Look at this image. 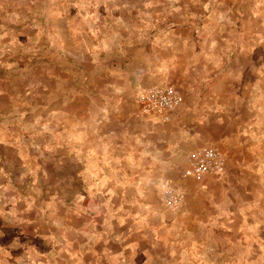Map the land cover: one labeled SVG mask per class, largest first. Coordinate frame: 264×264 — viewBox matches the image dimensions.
I'll return each mask as SVG.
<instances>
[{"label": "rangeland", "instance_id": "obj_1", "mask_svg": "<svg viewBox=\"0 0 264 264\" xmlns=\"http://www.w3.org/2000/svg\"><path fill=\"white\" fill-rule=\"evenodd\" d=\"M123 2L125 0H117V4ZM127 2L128 8L114 11L111 17L103 6L70 9L74 18L77 13L83 16L96 12L101 17L102 27L104 24L112 26L109 34L116 43L104 51L92 34V25H82L79 34L72 38L62 20L46 15L48 0H37L36 4H30L29 0H3V8H0V48L4 49L0 55V167L6 175L0 176V184L8 188L11 195L34 196L31 177L21 182V175L28 169L38 168L40 171L36 174L42 176L62 160L64 169L74 177L73 186H79L86 197L81 206L98 207L102 201L87 197L83 191L85 181L89 175L98 180L107 176L110 189L114 186L115 173L86 170L89 154L104 147L115 151L111 157L122 160L126 150L139 147L147 134L148 126L141 120L116 124V120L123 119L122 112L137 107L143 116L154 114L165 121L175 117L179 128L174 131L176 127L168 125L176 138L169 139L165 147L166 174L164 171L155 173L166 176L169 167L179 168L177 173L169 172L170 177L165 182L183 192V202L172 211L166 203L167 195L157 187L161 177L160 182L146 185L144 178L133 180L138 173L133 172L134 177L128 178L133 181H129L126 189H116L117 197L112 203L116 208L123 204L125 210L133 213L142 211L139 205L159 213L149 219L153 232L159 230V238L151 232L136 234L124 248L113 246L112 250L123 252L125 264H178L179 251L176 258L170 256L174 241L164 243L166 231L177 238L176 227L168 224L173 214L187 209L192 212L210 210L219 215L220 206L227 199L231 204L225 210L235 214L230 223L236 227H228L226 234L214 236L215 241L221 243L217 249H200L204 248L199 245L208 234L198 233L194 237L190 233L194 241L181 244L188 248L191 264H233L235 250L249 246L256 254L251 258L254 261L264 246V217L260 215L264 212V5L258 7V0H216L206 11L190 0H179L176 5L169 4L168 0H157L149 9L144 8L145 0ZM203 2L206 4L208 0ZM174 7L180 11H174ZM142 13L149 19L141 18ZM192 15L196 19H192ZM221 15L226 19L221 21ZM116 20L123 23L115 24ZM171 23L180 31L176 35V64L190 67L188 76H184L183 90L188 91L190 97L198 94L200 100L183 99L176 89L175 107L151 108L145 95L169 90L159 87L153 79L156 74L148 72L154 71L158 60L165 56L156 50V38ZM144 24L150 27L142 32ZM146 74L149 85H155L142 89L139 81ZM123 102L128 105L122 106ZM93 123L99 126L101 136L93 134ZM49 146L54 147L51 153ZM208 151L221 156V169L215 173H198L196 158ZM96 167L101 169L98 164ZM116 179L124 180L121 176ZM230 186L236 195L227 191L225 197ZM138 188L144 193L139 205L124 203L121 194L131 202L137 198ZM39 194L42 199L56 196L71 203L63 186L52 188L42 182ZM103 211L101 209L100 214L90 211L73 219L80 227L94 220L97 230L102 231ZM257 224L255 232L249 231ZM0 225H4L2 219ZM17 236L21 245L40 253L36 264H49L51 246L38 236L20 235L19 230L13 228H7L5 236L0 237V247L11 253L9 257L0 254V264H20L25 248H11ZM85 242L81 238L72 248L78 250ZM127 244L135 247H127ZM96 250L100 251V245ZM54 264L74 262L65 252L56 257ZM83 264H94L90 253L83 257Z\"/></svg>", "mask_w": 264, "mask_h": 264}, {"label": "clouds", "instance_id": "obj_2", "mask_svg": "<svg viewBox=\"0 0 264 264\" xmlns=\"http://www.w3.org/2000/svg\"><path fill=\"white\" fill-rule=\"evenodd\" d=\"M156 2L157 0H145L144 8H152ZM168 2L171 5H176L179 3V0H168ZM190 2L198 7H203L207 11L214 6L216 0H208L206 4L203 0H190ZM29 3L36 4L37 0H29ZM48 3L49 7L45 10V14L62 20L68 30V34L72 38H75V36L79 34L82 25H92V34L97 37L100 49L104 51L109 50L110 45L116 43L114 36L109 34L112 26L104 24L102 27L100 23L101 17L96 12H91L83 16L77 13V17L74 18L71 16L70 9H98L103 6L108 12L109 17H111L114 11H120L122 8L129 7L127 0L121 4H117V0H48ZM262 5H264V0H258L257 6L260 7ZM0 8H3V0H0ZM173 10L177 12L180 11L178 7H174ZM214 14L215 13H212V15ZM141 18L149 19V17H145L143 13L141 14ZM209 18H211V16ZM192 19H196V17L192 15ZM219 19L223 21L226 17L221 15ZM114 23L121 24L123 21L116 20ZM228 23H231V21L229 20ZM148 27H150V25L144 24L140 30L143 32ZM101 37L103 38L101 39ZM0 39H2V37H0ZM81 43H83V41H81ZM212 46L215 47V41H213ZM3 53L4 49L0 48V55H3ZM44 130H48L47 125L44 126ZM25 131H28V129L26 128ZM58 146L57 144L56 147ZM53 151L54 147L49 146L48 152L51 153ZM40 154L41 156L45 155L42 150ZM208 155L212 156V153L209 152ZM79 163H84V161H79ZM104 163L110 162L106 158ZM115 163L119 164L120 162L117 160ZM86 168L96 173L103 171V169L97 168L96 165L92 164L90 161L86 164ZM219 170L220 166L217 164L213 171L218 172ZM262 170H264V166H262ZM38 171H40L38 168L35 171L33 169H28L20 177L21 182L31 177V186L35 194L34 196L11 195L9 189L0 184V219L4 221V225H0V237L5 236V230L7 228L18 229L20 235H35L40 237L52 248L49 264H54L56 257L65 252L74 264H83V257L89 253L93 257L94 264H103L105 261L107 264H125L123 252H114L112 250L113 246L124 248L126 242L133 235L145 232H151L155 237L159 238V230L153 232V226L149 223V219L151 216L160 214L154 210L144 209L143 205H139V200L144 196L141 189H137V198L131 202L124 197L123 193L121 195L124 199V203L139 205L142 211L133 213L132 211L125 210L123 204L119 208L113 205L112 201L117 197L116 189L123 190L129 186L127 178L124 180H117L115 174H113L112 181L114 182V186L109 189L107 185L110 181L107 176H105L103 180H98L95 176L89 175L88 179L85 181L86 186L83 188V191L87 193V197L91 200L99 199L102 203L98 207L93 206L91 209H86L81 206L86 197L81 194L79 186H73L74 177L64 169L62 160L55 164L49 171L44 172L42 176L36 174ZM113 173H115V169H113ZM3 175H6V173L4 172V168L0 167V176ZM79 175H85V173H79ZM221 179H223V176H221ZM42 182L50 185L52 188L63 186L71 197V203H65L56 196L47 200L42 199L39 194V188ZM169 184L170 182L161 181L157 187L161 192L167 195L168 198L166 203L168 208L172 211H176L183 202V192L176 191L174 188L170 187ZM227 191H232L233 194L236 195L235 190L230 186L225 192V197ZM237 200H239L238 195ZM229 204H231V201L225 199L223 205L220 206L217 219L227 217L228 221H231L235 214L225 210ZM9 205L11 206L10 209L5 211V208H8ZM253 207L256 206L254 205ZM101 209L104 210L102 213L104 217L102 231L97 230V224L94 220L88 221L83 227H80L76 225L75 219H73H78L88 214L90 211L100 214ZM248 210L251 211V208ZM184 214L186 216L189 214L187 209H185ZM240 214L243 215V211H241ZM260 215L264 217V212H261ZM114 221L115 224L113 223ZM160 222L163 224V219H161ZM262 222H264V220H262ZM218 226L223 227L224 225L220 224ZM258 227L259 225L257 224L255 227L250 228L249 231L255 232ZM200 228L201 231H203L208 228V225L201 224ZM53 229H55V231H53ZM120 229L125 230L120 231ZM81 238H84L86 242L80 244L78 250H74L72 248L73 243H80ZM209 239L211 240L213 238L209 237ZM181 240L190 244V242L194 241V237L190 233H184L180 237L174 238L171 233L165 232V245L174 241L170 256L176 258L177 252L179 251L180 260L178 264H191L189 250L180 243ZM206 244L207 241H204L199 247H205ZM97 245H100V251L96 250ZM17 247L25 248V255L21 258L20 264H36L37 259L40 257V253H37L35 248L28 249L26 245H21L19 243V236H17L11 245V248ZM127 247L134 248L135 245L127 244ZM57 249H59V251H57ZM0 254L4 257H9L11 255L10 250L3 247H0ZM255 255L256 254L253 253L250 246L247 248H238L235 250L233 264H264V246H261L260 254L256 256V259L253 261L251 258Z\"/></svg>", "mask_w": 264, "mask_h": 264}, {"label": "crops", "instance_id": "obj_3", "mask_svg": "<svg viewBox=\"0 0 264 264\" xmlns=\"http://www.w3.org/2000/svg\"><path fill=\"white\" fill-rule=\"evenodd\" d=\"M178 33H180V31L176 29V24L171 23L170 25H166V28L157 35L156 50L158 52L164 53L165 56L163 58H160L156 63V69L154 70L155 72L150 70L148 74H156L155 76H153V79H155V82L159 87H168L169 90H172L175 94L177 89L182 94L183 99L199 101L200 97L198 94L197 97H190L187 94L188 91L183 90V83H185L184 76H188L187 72L190 71V67L187 64H184L183 66H179L176 64V35ZM141 73L144 72L142 71ZM148 74L145 75L142 81H139V87L142 89L148 86L155 85H149V82L145 80ZM134 93L132 95H134ZM125 105L127 106L128 104L123 102L122 106ZM122 113H124L123 119H119L118 121L116 120V124L122 125L124 122L125 125L129 122L132 123V121L136 122L138 120H141L142 122L144 121V124L146 126H148L147 134L145 138L140 142V146L137 148H133L130 151L126 150L124 154L125 157L122 160H118L120 162L119 164H116L115 162L117 160L111 157L114 156L115 151H110L109 149L105 150L104 147L99 150L94 149L92 153L89 154V161L92 164L96 163V165H100L101 169L105 171L113 172V169H115V176H121L123 177V179H128L129 177L133 178V172H138L135 175L136 177L133 178V180L144 178V183L146 185L168 180L170 177L168 175L169 172H179L180 170L178 167L172 166L168 168L166 176H160L155 173L159 171H164L166 174V166L163 162V158L166 157L165 147L167 146L168 140L176 138V133L174 131L179 128V124H177L176 118L172 117L170 120L165 121L161 117H158L154 114H147L143 116L140 110H137V107L135 109L132 108L127 111L124 110ZM109 116L111 117V119H113L112 114H110ZM144 117L146 118V120H144ZM152 118L155 119L156 122H152ZM109 125L112 124L109 123ZM168 125L174 126L176 128L172 129L174 130L172 131L168 128ZM98 129L99 126H96V124L93 123V134L101 136V131H99ZM106 158L110 163H104ZM86 170L89 169L86 168ZM127 172H131V175H128ZM108 176H111V174H108ZM159 177H161L160 181ZM132 178L128 179V181H133ZM173 181L176 182V179H173ZM184 213L185 210L177 211L176 213H174L172 216L173 220H171V222H168V224H171L172 226L176 227L177 238L183 235L184 233H191L194 235V237L197 236L198 233L208 234V237H206L205 240H202V243H204V241H207L206 247L200 248L201 250L217 249L221 243L215 241L214 236L226 234L227 232L225 231L228 227H231L230 229L236 227V224L230 223L227 217L217 219L218 215L210 210L193 212L188 211L189 214L187 216ZM238 218L239 217L236 216V220H238ZM201 224L208 225V228L201 231ZM220 224H223L224 226L219 227L218 225ZM209 237H212L213 239L210 240ZM180 243H185V241L181 240ZM221 249L224 250V246H222Z\"/></svg>", "mask_w": 264, "mask_h": 264}, {"label": "built area", "instance_id": "obj_4", "mask_svg": "<svg viewBox=\"0 0 264 264\" xmlns=\"http://www.w3.org/2000/svg\"><path fill=\"white\" fill-rule=\"evenodd\" d=\"M145 100L151 108L157 109H171L175 107L177 103L176 94L172 90L149 92L145 95ZM209 152L212 153V156L208 155ZM222 162L223 160L217 152H205L202 156L196 158V171L203 174L215 173L213 169L216 168L217 164H219L221 169Z\"/></svg>", "mask_w": 264, "mask_h": 264}]
</instances>
